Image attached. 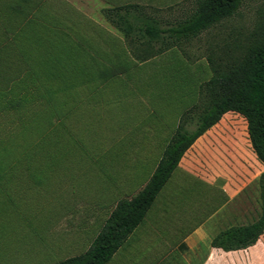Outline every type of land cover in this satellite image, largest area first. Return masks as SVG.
I'll use <instances>...</instances> for the list:
<instances>
[{"label":"rangeland","instance_id":"1","mask_svg":"<svg viewBox=\"0 0 264 264\" xmlns=\"http://www.w3.org/2000/svg\"><path fill=\"white\" fill-rule=\"evenodd\" d=\"M189 1L0 0V162L9 168L0 204H11L0 223V264L80 253L116 201L142 187L153 156L210 77L207 55L243 40L259 0H243L234 16L142 63L100 8L136 2L172 15ZM13 95L19 101L11 106ZM181 164L175 193L158 197L107 264H188L177 240L201 220L212 214V231L228 225L234 203L247 200L252 217L260 211L263 167L240 116L227 112ZM222 186L239 193L229 199Z\"/></svg>","mask_w":264,"mask_h":264},{"label":"trees","instance_id":"2","mask_svg":"<svg viewBox=\"0 0 264 264\" xmlns=\"http://www.w3.org/2000/svg\"><path fill=\"white\" fill-rule=\"evenodd\" d=\"M242 3L243 0H190L180 13L165 15L162 9L126 2L102 6L100 14L121 35L131 58L143 62L171 48H181L185 42L237 14ZM219 53L207 55L210 77L199 85L196 101L180 114L145 184L132 196L116 201L83 252L52 264H104L109 261L141 223L184 152L228 111L245 119L252 150L264 164V0H259L252 27L243 40L235 48H225ZM14 83L11 89L21 81ZM18 101L13 95L7 103L14 106ZM188 122H194L193 128L186 127ZM8 171V166L0 162V201H5L3 193L7 182L2 181ZM258 188V217L250 223L220 230L211 238V246L228 251L255 243L264 231V171L259 175Z\"/></svg>","mask_w":264,"mask_h":264},{"label":"crops","instance_id":"3","mask_svg":"<svg viewBox=\"0 0 264 264\" xmlns=\"http://www.w3.org/2000/svg\"><path fill=\"white\" fill-rule=\"evenodd\" d=\"M126 3V2H125ZM136 3V2H134ZM122 4V3H120ZM107 5H116V4H107ZM106 6V5H105ZM101 15V14H100ZM109 25V24H108ZM110 26V25H109ZM131 57V56H130ZM151 59V58H150ZM148 59V60H150ZM132 60L136 63H142V62H137L135 61L133 58ZM146 60V61H148ZM145 62V61H143ZM188 108V107H187ZM230 114H234V115H238L240 116L244 122L245 119L239 115L236 112L233 111H228ZM227 114L224 113L221 118L214 124L212 125L210 128H208L202 135H200L194 142L193 144L184 152V154L182 155L181 159L179 160L177 166L175 167V169L172 171L170 177L167 179V181L165 182V184L163 185V187L160 189L159 193L157 194V196L155 197L151 207L149 208V210L147 211L146 215L148 214V212L152 209L155 201L158 199V197H160V195L165 194V196L171 195L173 193H175V188H174V182H175V177L178 174V171L180 170L182 164L181 161L184 158V155H186V153L194 146V144L202 139L203 137H205L208 133H210L212 131V129H214V127L221 121V119ZM178 122V121H177ZM246 124V123H245ZM177 125V124H176ZM176 127V126H175ZM175 129V128H174ZM174 131V130H173ZM172 132L169 133L168 137L165 138V141L163 142V146L161 147V151L159 152V154H155L153 156V159H155V163L153 162L152 167L150 168V171L146 174L144 181H143V185L145 184V182L148 180L149 176L151 175L152 171L154 170L160 156L162 153V150L165 146V144L167 143V141L169 140L170 136L172 135ZM246 139L248 141V145H249V150L250 152L254 155L255 159L262 165L263 167V171H264V164L259 161L256 157V155L254 154L250 141L248 139V135H247V131H246ZM145 171V169H144ZM262 171V172H263ZM260 172V174L262 173ZM259 174V175H260ZM259 175L257 176V178L259 177ZM256 178V179H257ZM208 185L214 186L213 182L211 180H208ZM142 185V186H143ZM181 184L179 183V181L176 183V187H179ZM222 189L224 190L226 196L229 199L234 198L238 193L239 190H228L227 187L222 186ZM138 191V190H137ZM136 191V192H137ZM135 194V193H134ZM247 204L249 203V200L247 201H243V202H235L234 206H233V212H230V214L232 215L233 218V222L228 224V225H224L223 227H219L221 228L220 230L231 226V225H244L247 223L252 222L254 219H256L259 215L257 211L255 212V217L251 216V211L249 209V206ZM11 204H0V223L2 221V219L5 217L4 212L9 208ZM259 208V207H258ZM258 210V209H257ZM146 215L144 216L143 220L141 221V223L144 221ZM3 216V218H2ZM212 218V214L210 215L209 219L207 221L201 220V222L198 223V225H196V227L198 226V228L194 229V231L191 234H184L182 236V238L180 240V247L182 250L183 254H190L191 257V261L188 264H218V260L215 262V259H217V257L219 256H225V255H229V257L231 256V258H229L226 261V264H264V231L261 235H259V237L257 238V240L255 241V243H253L252 245L247 246L246 248H241V249H236V250H222L221 248L218 247H213L210 245V240L211 238L218 233L220 230L219 228L215 229L212 231V228H208L207 227V223L210 222V219ZM249 218V219H248ZM6 219V218H4ZM105 220V219H104ZM243 220V221H242ZM104 222V221H103ZM140 223V224H141ZM103 224V223H102ZM139 224V225H140ZM139 225L137 227H139ZM101 227V226H100ZM136 227V228H137ZM136 228L133 230V232L127 237V239L124 241V243L117 249V251L113 254V256L111 257V259L114 257V255L123 247V245L125 244V242L129 239V237L134 233V231L136 230ZM182 228V227H181ZM180 228V229H181ZM100 229V228H99ZM98 229V230H99ZM203 229V230H201ZM97 233V232H96ZM96 235V234H95ZM94 235V236H95ZM93 239V238H92ZM92 241V240H91ZM90 241V242H91ZM204 241V242H202ZM90 244V243H89ZM85 250V249H84ZM83 250V251H84ZM81 251V252H83ZM80 252V253H81ZM79 254V253H77ZM76 255V254H74ZM72 256V255H70ZM69 257V256H67ZM66 258V257H64ZM62 258V259H64ZM194 258H196L195 261ZM110 259V260H111ZM61 260V259H60ZM107 261L104 264H107L110 262ZM59 261V260H57ZM56 262V261H55ZM54 263V262H53ZM185 263V261H184ZM52 264V263H50ZM223 264V263H222Z\"/></svg>","mask_w":264,"mask_h":264}]
</instances>
